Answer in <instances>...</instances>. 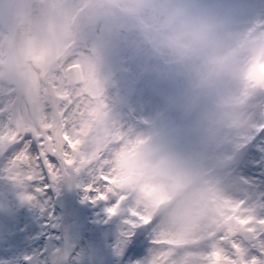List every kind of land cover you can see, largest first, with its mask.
Masks as SVG:
<instances>
[{
	"label": "rangeland",
	"instance_id": "1",
	"mask_svg": "<svg viewBox=\"0 0 264 264\" xmlns=\"http://www.w3.org/2000/svg\"><path fill=\"white\" fill-rule=\"evenodd\" d=\"M34 1H41V0H5V6L7 10L13 11L17 9H24L28 5L34 6ZM55 2V0H52ZM197 5H200L208 8L210 11H214L213 15L217 16L223 23L227 24L232 29H236L232 26V22L230 17L237 15L240 18V22L242 25L240 27V33L238 34L239 43L241 44L244 40L247 39H254V38H264V0L256 2V0H196ZM4 2H2L4 4ZM13 2V3H12ZM77 2V3H76ZM81 2V0H73V3L76 6ZM73 4V5H74ZM72 6V5H71ZM71 6H64L65 17L63 20L65 21L69 11H67V7ZM54 13L53 17H59L61 12V5L54 4L53 6ZM260 9H262V14L260 13ZM216 11V12H215ZM21 14L19 15H11V19L7 22L9 23L8 26L13 30V25L19 22ZM235 17V16H234ZM235 21L236 18H235ZM44 22L43 19H39L36 24V31L31 30L26 34L31 36L35 43L39 42L38 46L41 47V51H45L47 49V54L50 56V59L61 49L63 48L67 42L73 37L74 31L71 32V35L68 33L64 38H60L56 35L54 30H50L48 27H44L43 30L40 28V25ZM56 23V19L54 20ZM72 27L76 25V22L71 21ZM130 21L129 19L121 12L117 10H113L110 8H96L92 11L91 14L87 15L85 23L82 25V32L81 36L83 38V43L77 47L75 53L78 54L80 57L82 55V59L84 61V65L91 68L92 75L96 80L99 88L101 89V94L105 87H110L114 89L113 99L117 102L116 108L113 109V115L111 116L112 123L118 120H127V113L124 107L123 101L121 99L123 96L121 93L125 90L131 91V87L134 85V81L137 80V77L140 75V66L136 68L133 63L131 62V57L134 53L131 51L129 47L130 40L132 39V35L129 32ZM48 31V32H47ZM87 32L86 38H84V32ZM71 36V37H70ZM9 43V52L6 57L3 58L6 67L13 68L15 65V61H17L14 57L13 49L18 47L19 41L13 38V36H9L8 39ZM17 43V44H16ZM122 43L125 47L122 46ZM10 45H13L12 47ZM20 45V44H19ZM86 49V51H85ZM84 52V53H83ZM16 55V53H15ZM130 55V56H129ZM136 56V54H135ZM138 56V55H137ZM140 61H146L147 57L138 56ZM248 64L250 58L249 56L243 57ZM261 68L264 70V62L261 65ZM9 72H14L13 70L8 69ZM12 77V76H11ZM11 77L6 76L7 84L10 83ZM53 81V80H52ZM52 83V82H51ZM251 83L245 82V88L240 92V90L233 89V91H237L239 96L246 95L252 97L250 93ZM157 90V89H153ZM5 89L2 87L0 89V94L4 92ZM39 93V89L36 90L37 97ZM260 96V95H259ZM254 97V96H253ZM256 98L249 106L254 107V113L258 114V117L253 116L254 118H248V124H251L249 128H246L243 132H229L228 139L226 146L219 148L215 151V154L212 156L215 160L208 161L207 167L209 169L212 168L215 162L220 161L225 158H229L233 152L244 142L247 140L253 139L252 131L258 128L261 125L262 115L264 112L261 113V109L259 107L258 98L261 97H254ZM1 99V98H0ZM4 100L10 101V97H4ZM2 100V99H1ZM21 102V101H20ZM15 106V111L11 113L10 106H7L2 116L0 115V120L4 128L8 130L13 128H31L30 125H26L20 120V115L17 110L21 109V103ZM0 107L3 105V102H0ZM17 107V109H16ZM155 109V108H154ZM153 110V109H152ZM1 112V109H0ZM14 115L13 117L11 114ZM152 112H150V115ZM245 121H246V114H244ZM46 116H44V120H46ZM50 122L49 120H46ZM161 130H165L166 126L163 125ZM120 132V131H119ZM26 135V139H18L17 141H0V175L2 173H6V168L9 169L8 172H11L13 177H16V183L11 184V187H6L5 194L3 186L0 189V207L3 209V212L7 213L5 215L3 212L0 211V235L2 239H0V264H38V259L30 260V256L28 255V251L20 250L18 251L17 246L13 244L14 242L20 240L23 234L20 232L22 229H26L29 227V216L35 215L36 213L43 214V212H48L45 225L43 226V216H41L36 223L38 224L41 222V226L39 229L34 228L36 234L40 237L38 238V243L36 247H40V251L42 248L47 249L46 257L49 259V264H55V260L57 259V252L60 248L61 238L60 233L58 232V223L61 217L60 212H58L53 206L54 198L61 193L62 191V181H61V167L60 163L57 159L52 156L51 163H54L57 167V172L55 174V178L49 176L47 174V170L45 169L43 172L39 168L37 164L34 163L35 157L39 153V142L36 138L31 134L22 133V136ZM137 138L136 132H132L126 138L127 142H135ZM225 136H223V140ZM259 144L256 145L255 151L252 152L249 156V161L256 157V150H258ZM149 149L150 153H153L155 147H151ZM26 151L27 155L32 158L31 161H16L15 157L20 154V152ZM135 153V152H134ZM129 166L133 164V161L129 157H125ZM248 161V162H249ZM30 162L33 164L32 166V174L28 171L30 170ZM11 163L9 167L8 164ZM119 167L121 166L120 162L118 161L117 164ZM65 166V167H64ZM64 170L67 173L69 179L73 185V191L75 193L76 203L72 211V215L69 221L65 224L63 239L65 243V252L67 256V264H87L86 262V253L82 255L81 261L78 259L71 261V257L75 254L76 247L70 249V246H77L79 243L80 245H84L82 241H80V236L83 235V232L79 235L77 231L83 225V221L85 219L89 220L91 214L93 213L91 207L96 206L97 203L91 202V196H87L85 191V186H87V181H91L93 176H85V170L88 172L89 169H92V166L89 163L80 164L75 163L73 165H66L64 164ZM181 175L185 176L186 178L190 177V173H185V168L182 166L179 168ZM190 170V169H189ZM249 171L248 165H243L241 167H233L222 171L220 173L214 172L213 176L216 178L217 176L220 177V174H224L226 177H230L231 179L222 186L221 195L225 196V192L223 188L230 187L231 182L237 178L238 176L244 177L250 175L251 178H259L260 174L264 171V168H259L258 166L253 167ZM36 172V173H35ZM92 172V171H91ZM191 172V171H190ZM185 173V174H184ZM93 174V173H92ZM33 176V179H28V176ZM217 177V178H218ZM119 182V181H118ZM215 184V183H213ZM215 187V186H214ZM217 188L212 190L213 192L216 191ZM212 192V193H213ZM231 199L229 206L235 205L237 202L240 203L248 197V203L244 206L243 210H247L244 212L245 215H250L253 217V223L250 225V228L255 229V231L245 230L255 235L256 241L253 244H245L241 240L236 237L235 234H230L232 240L231 243L241 245L245 251L248 252V255H244L246 260H251L252 258H256L261 264L264 263V257L257 254V252L264 253V227L259 225V221L264 219V209L256 210V209H248L249 203L257 202L256 198V190L249 189L244 190V192L234 193L232 189L230 190ZM248 192V193H247ZM77 193V195H76ZM81 195H80V194ZM116 195L127 197V193L122 190L115 191ZM11 194V195H9ZM88 197L85 199V197ZM111 202L114 199L110 200ZM110 202V203H111ZM128 207V206H127ZM33 209V210H32ZM38 209V210H34ZM104 211V210H103ZM141 215H144L143 211L140 212ZM225 218L224 210L218 213L217 218ZM83 218V219H82ZM127 217H122V220H125ZM91 220V219H90ZM153 221H149V224L152 227H147L143 222L139 220V216L135 221H131L129 223H134L137 227L138 226V234L136 237L137 245L132 250V253L136 252V255L145 247V244L149 242V240H155L157 236V218H153ZM129 221V220H128ZM80 224V227H78ZM5 226H7L5 228ZM90 227V226H89ZM116 228H120L121 231H126V227L121 225L115 226ZM233 227L231 224H227L228 230ZM12 231V236L10 239H7L5 235L6 229ZM90 231L94 233V230L90 228ZM128 232V231H127ZM202 232L196 236L199 238L202 236ZM91 235V234H90ZM92 237V235H91ZM87 237L85 239L88 244L93 245L95 249V238ZM45 238H48L45 242ZM19 242V241H18ZM177 244H180L184 247L182 251L179 253V259L182 263L184 261V255L189 253L188 250V241H177ZM2 248V250H1ZM94 249L90 251V254H94ZM86 247H85V250ZM95 260L91 264H107L104 263L102 259L99 260L101 254H94ZM236 257V255L234 256ZM80 259V258H79ZM109 264H114L109 262Z\"/></svg>",
	"mask_w": 264,
	"mask_h": 264
},
{
	"label": "clouds",
	"instance_id": "2",
	"mask_svg": "<svg viewBox=\"0 0 264 264\" xmlns=\"http://www.w3.org/2000/svg\"><path fill=\"white\" fill-rule=\"evenodd\" d=\"M88 9L110 8L130 21L129 47L150 58L157 79L182 84L175 103L188 130L207 141L247 128L245 99L233 89L245 82L257 52L195 0H90ZM250 56L247 65L242 57ZM264 60V55L260 56ZM127 193L132 215L157 218L156 264H181L177 241L198 236L214 215L212 192L177 173L170 163L139 146L117 185Z\"/></svg>",
	"mask_w": 264,
	"mask_h": 264
},
{
	"label": "bare ground",
	"instance_id": "3",
	"mask_svg": "<svg viewBox=\"0 0 264 264\" xmlns=\"http://www.w3.org/2000/svg\"><path fill=\"white\" fill-rule=\"evenodd\" d=\"M258 1L261 0H256V2ZM58 2L67 4L73 3V0H58ZM195 3L197 7L213 14L214 11H210L204 6V4L200 7V5H197L196 0ZM260 13L262 14V9H260ZM234 16L231 17L233 26L236 28L233 30L238 35L242 27H237L236 24L241 25V22L239 21L240 18L237 15ZM235 18L237 21H235ZM26 41L27 46H34L33 41L30 39ZM131 59V62L136 68L140 66V75L137 77V80L134 81L131 91L125 90L121 93L123 96L121 101H123L124 107L126 109L127 120L121 119L118 120V122L114 121V123H112L111 116L113 115V109L117 106V102L113 99L114 89L105 87L101 94V99L104 105L102 110L103 118L97 124V133L93 136H89L80 146L79 155L85 158L91 157L92 153L97 151V149H99L102 153L105 147V138L119 135L123 138L124 142H127L126 138H128V135L132 132H136V141H142L140 146L148 150L152 149L151 147H155L153 150V155L168 161L172 168L179 174H181V169L179 168L181 166L182 168L184 167L186 170L185 173L187 170L190 173L191 181L195 182L200 187L209 190L211 186L210 179H208L209 176L201 172V169L212 151L210 149H212L214 145L224 144L223 138L218 139L216 142H210L202 138L200 135L188 130V122L184 119L183 113L175 103L179 96L182 84L180 82H173L171 80L157 79L152 72L154 62L148 57L146 61L141 62L139 57L137 55L135 56L134 54ZM241 59L242 63L247 65L245 59L243 57ZM24 79H26L24 82L25 94L21 99L22 110L20 113V120L23 123H26V125L31 124V126L34 127L38 125L42 119H44V113L39 110L42 108L34 97V92L36 91L38 85L32 80L30 74H28ZM54 79H58V77H54ZM154 88L157 90H153ZM244 88L245 83L241 88L236 90L241 89V92ZM236 90L234 92L237 93ZM246 101L248 100L245 99V102ZM245 105L246 107L244 110H246L248 116H253L255 112L254 107L249 106L248 103ZM259 107L261 112H264V100L262 101L261 105H259ZM150 112H152L151 115ZM46 120H48V118ZM163 125L166 126L165 130H161ZM6 131H8V129L4 128L0 120V134H4ZM259 135L261 136L262 134ZM259 139L261 141L256 153V157H254L248 163L249 171L247 173H249L250 169L255 166L264 168V137H259ZM126 156L133 161L134 152H118L113 158V171L118 178V181L119 178L123 176L128 170H130L132 166H129L127 159H125ZM118 161L121 164L120 167L117 165ZM31 163L32 162H30L29 165L30 170L28 171L30 174L33 172V164ZM88 163L92 166V169H89L88 172L85 170L84 174L85 176H93L91 181H87V185L92 184L93 187L87 191L85 188V191L87 196H91V202L97 204L96 206L90 208L93 211V213H90L91 220L85 219V221L82 222L83 225L80 227L79 224L78 226L80 229L77 231V233L80 235L83 232V235L80 236L79 239L84 243L85 246L80 245L79 243L77 246H70V249L76 247L75 254L72 255L71 261L77 259L78 261H81L82 255L86 253L87 264H91L95 260L94 254H98V256L101 254L99 260L102 259L104 263L107 264H109V262L114 264H154V240L150 239L146 244L145 251L139 252V254L136 256H134L130 250H128L126 254L121 253V250L124 248H129V240L126 236V232H122L115 226L122 225L127 229H131V226H134L135 224L129 222L135 221L138 216L132 215V206L129 203V199H119L115 191L109 194L107 199H93V197L96 195V188L103 187V184L97 179L99 165L95 160H91ZM10 165L11 163H9L7 167ZM63 166L64 164L62 163V167ZM6 169V173H2L3 175H0V189L3 186L5 194L9 192L5 191V188L8 186L11 187V184L16 183V177H13V174L8 172V168ZM224 179L225 178L222 176L218 178V180ZM230 185V187L223 188L225 196L221 195V184L219 187H217V191L212 193L211 203L214 208V215L210 219L209 223L203 228L208 230L210 233L189 241V245L193 248V251L186 254L184 261H182L181 264H209L207 257L209 253L216 248L220 249L225 256L232 257L236 254V250L233 249L228 254L225 248L228 246L233 247L232 243L230 242V240H232L230 233L226 228H224V224L229 222L227 219L225 220V218H217L218 213L224 210L223 203L227 202L228 205L230 203L231 189L234 193L255 189L257 202H250L248 209H256L261 211L264 209V171L260 174L259 178L252 179L250 175L244 177L238 176L231 182ZM111 199H114V201L111 202ZM244 204L245 202H242L237 205H239L243 210ZM116 205H118L119 209L117 213H109L107 211L109 208H115ZM0 209L2 208L0 207ZM2 210L0 211L3 212ZM3 213L7 215V213ZM48 213L49 211H45L43 214L36 213L35 215H30V226L26 229H22L24 230L23 232L22 230L20 231L23 234L22 238L18 240L19 242L16 241L13 243L16 246L17 243H20L18 245V251L23 249L28 251L30 260L38 259V264H49V259L46 257V248H42L40 251H37L40 249V247H36V244L39 241L38 238L40 236L36 234L34 228H40L42 223L39 222V226L36 221L43 215V226L45 225V219L47 217L45 214ZM122 217L127 218L122 220ZM6 227L7 226H5V228ZM90 228H93L94 233L90 231ZM3 231H5L4 236H6L7 239H10V236H12V231L8 228ZM88 236L91 237V239L95 238V249L94 244H88L85 240ZM221 236H224L225 239L221 240ZM0 239H2L1 235ZM47 239L48 238H45V242ZM239 246L241 249H243L240 244ZM85 247L87 251H84ZM93 249L94 254H90L89 252ZM243 252L244 255H248V252L244 249ZM262 255L264 256V253H262Z\"/></svg>",
	"mask_w": 264,
	"mask_h": 264
},
{
	"label": "snow or ice",
	"instance_id": "4",
	"mask_svg": "<svg viewBox=\"0 0 264 264\" xmlns=\"http://www.w3.org/2000/svg\"><path fill=\"white\" fill-rule=\"evenodd\" d=\"M56 63L59 65L56 74L61 76L63 82L53 80L52 85L45 90L53 95L55 101L61 102L59 105H54L55 111L51 121L42 119L38 125L31 128L10 129L4 134H0V141L14 142L18 139H26L27 136H22V133H31L39 142L40 149L34 163L39 166L42 172L46 169L47 174L53 178H55L57 167L50 162L52 156L61 157L62 163L66 165H73L77 162L85 164L95 160L99 165L97 179L103 184V187L96 188V195L93 199H107L109 194L119 190L117 187L118 178L113 171L114 155L118 152H135L142 141L124 142L121 136L115 135L105 138V147L102 153L97 149L91 157H81L79 155L80 146L89 136L97 133V124L103 118L104 105L101 99V89L94 79L90 67L79 62L64 61L61 63L60 59ZM254 65L253 63L248 66L249 79H251ZM254 83L260 84L259 81H254ZM31 160L32 158L27 155V152L22 151L15 157L14 162ZM28 179H33V176L29 175ZM92 187V184L87 185L86 191ZM87 198L86 196L85 199ZM124 198V196L119 197L121 200ZM223 209L227 221L233 225L228 230L230 234H235L241 229L255 231L250 228L253 217L244 214L247 210H242L239 205L229 206L227 202L223 203ZM107 211L112 213L115 208H109ZM138 216L139 220L149 228L152 227L149 221L155 223L147 216L141 214ZM259 225L264 227V219L259 221ZM220 238L221 240L225 239L224 236ZM233 248L236 250V257L225 256L220 249H214L207 257L209 264H261L256 258L246 260L243 249L239 245L233 243ZM154 264H156L155 260Z\"/></svg>",
	"mask_w": 264,
	"mask_h": 264
},
{
	"label": "water",
	"instance_id": "5",
	"mask_svg": "<svg viewBox=\"0 0 264 264\" xmlns=\"http://www.w3.org/2000/svg\"><path fill=\"white\" fill-rule=\"evenodd\" d=\"M70 48L67 50V52H69ZM71 189H72L71 188V184L68 182L67 178H64V193L65 194L58 198V205H59V207H60V209L62 211H65L67 209L68 210L72 209V206H73L74 202H73V196H72V190ZM69 216H70V213H68L65 216V220ZM58 264H65V255H64V251L63 250L61 251L60 261L58 262Z\"/></svg>",
	"mask_w": 264,
	"mask_h": 264
}]
</instances>
